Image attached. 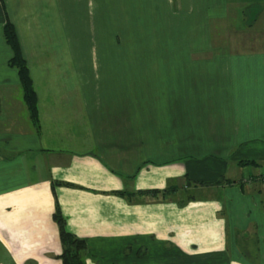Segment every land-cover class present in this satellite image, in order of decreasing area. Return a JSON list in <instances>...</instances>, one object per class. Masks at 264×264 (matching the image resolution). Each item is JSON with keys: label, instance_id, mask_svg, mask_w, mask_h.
<instances>
[{"label": "crops", "instance_id": "0c3cea01", "mask_svg": "<svg viewBox=\"0 0 264 264\" xmlns=\"http://www.w3.org/2000/svg\"><path fill=\"white\" fill-rule=\"evenodd\" d=\"M124 41L186 46L147 53L179 60L163 69L179 84L138 105L123 88L95 100L49 79V62ZM11 102L23 110L0 117V264H62L56 206L85 264H264V183L250 192L237 164L264 162V0H0V116Z\"/></svg>", "mask_w": 264, "mask_h": 264}, {"label": "rangeland", "instance_id": "374dc122", "mask_svg": "<svg viewBox=\"0 0 264 264\" xmlns=\"http://www.w3.org/2000/svg\"><path fill=\"white\" fill-rule=\"evenodd\" d=\"M124 42L126 43L87 46V48H89L88 52L91 50V52L96 53L91 54L92 58H89L86 55L85 58L81 60L76 59L49 62V65L51 67V76L49 77V79L52 83L54 82L58 85L65 84V86H68L69 88L75 85L76 89L81 87L82 90H85V93L77 92L75 95L84 96L85 94L87 96L86 98H88L89 96L91 99L95 100L97 99V97L98 99H101L103 96V99H107L108 101V96L111 95L112 91L113 95H115L118 94L115 91H119L123 88V98L133 95L134 99L137 100L138 105L142 104V101H147L149 92L150 90H152L150 88L154 87L155 85L163 86L166 84H179V77H173L169 80L168 75L170 74H166L165 72H163L165 65L169 64L170 61L165 62L161 60V57H157L159 60L154 59L152 56L147 55V53L156 52V54H161L165 51L174 52L175 49L176 52L180 51L181 49L183 52L185 51V48H187L186 46L156 45L155 50H153L152 46L137 45L133 43L127 44V41ZM241 47L242 46L234 45L232 46V49ZM245 47L257 49L258 46ZM83 48H86V46H76V50L78 52L81 51L79 49ZM121 52L124 53L123 56L120 55ZM78 54L76 53L75 56L77 57ZM148 58H150V60ZM136 59L138 60L136 61ZM170 63H172L175 67L176 64H179V60L171 61ZM9 95H11L12 98L15 96L14 92H12L11 94L7 92H5V94L3 93V96ZM8 106L9 107L5 109V116L1 115L0 117L3 116L7 118L8 116H13V114L19 115L22 113L23 106L20 107L15 102H11V104ZM137 111V116L147 115L145 113L146 109L139 108V110ZM156 111L157 109L155 110V112ZM31 123L33 124V122ZM34 127L35 130L39 132L38 124L37 127ZM145 132L147 131L141 128V133ZM246 161L253 162V165L240 167L247 168L248 170L245 172L251 176L253 175V177H243L242 182L247 185L244 186L242 183L241 186H247L251 192L252 187H254L255 185H259L256 183H264V162L244 160L242 163ZM248 239L250 240V243L248 245H251L252 247V245H254V241L250 237ZM248 255L251 256L253 254L249 252Z\"/></svg>", "mask_w": 264, "mask_h": 264}, {"label": "trees", "instance_id": "16d2710c", "mask_svg": "<svg viewBox=\"0 0 264 264\" xmlns=\"http://www.w3.org/2000/svg\"><path fill=\"white\" fill-rule=\"evenodd\" d=\"M3 33L6 44L11 48L13 52V57L9 61V66L15 68L17 71L18 79L22 88L23 100L27 106L34 126L37 127L38 117L36 95L33 89V83L29 74V70L21 56L15 30L10 23H6ZM242 162L243 161L239 162L238 165H253V162ZM151 194L157 197L159 195V192L153 191ZM179 205L182 206L184 204L179 203ZM53 219L59 227V236L62 246V254L60 256V259L62 261V264H85L83 255L86 251V244L83 240L78 239L65 231V223L61 213L59 212L58 206H56L55 213L53 214Z\"/></svg>", "mask_w": 264, "mask_h": 264}]
</instances>
